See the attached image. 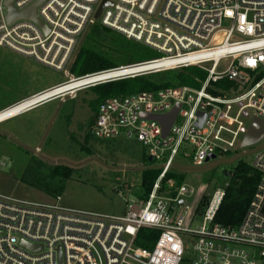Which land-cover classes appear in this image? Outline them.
Here are the masks:
<instances>
[{"label": "built area", "instance_id": "obj_1", "mask_svg": "<svg viewBox=\"0 0 264 264\" xmlns=\"http://www.w3.org/2000/svg\"><path fill=\"white\" fill-rule=\"evenodd\" d=\"M36 1L13 4L21 11ZM102 1L45 0L37 8L45 33L29 19L9 23L6 0H0V46L62 70L66 77L1 110L20 107L0 123L107 82L189 66L206 76L199 87L143 91L106 98L99 105L91 134L137 140L160 169L148 196L126 201L124 214L66 207L59 197L42 202L0 192V264H184L187 241L193 242L188 264H264V146L252 163L258 183L236 226L214 221L227 184L209 196L203 222L196 227L193 222L205 191L185 183L173 192L162 191V181L178 155L201 166L208 156L241 146L253 118L264 121V0H109L97 20ZM225 20L231 22L227 30L222 29ZM95 22L160 56L82 76L70 74L67 64L78 40ZM218 36L222 42L215 44ZM221 80L232 84L221 87ZM72 83L80 85L71 88ZM176 105L166 137L157 121L143 117L166 114ZM143 229L158 231L150 248L138 244Z\"/></svg>", "mask_w": 264, "mask_h": 264}, {"label": "rangeland", "instance_id": "obj_2", "mask_svg": "<svg viewBox=\"0 0 264 264\" xmlns=\"http://www.w3.org/2000/svg\"><path fill=\"white\" fill-rule=\"evenodd\" d=\"M230 26L231 22L225 20L222 29L227 30ZM83 37L84 34L67 64L68 72L74 76H79L72 71V63ZM215 39V44H220L223 37ZM65 80L62 70L0 46V107ZM94 98L93 89H85L74 98L56 99L1 122L0 192L33 201L56 200L21 180L30 159L36 156L45 162L39 168L42 174L48 170L46 163L76 169L64 183L58 200L61 205L103 214H124L126 201L139 197L141 193L143 169L148 166L143 160L145 151L141 144L123 139L117 140L122 145L113 141L90 140L84 143L87 123L93 114L90 103ZM70 135L76 141L72 142ZM77 143L81 146L84 144L87 150L81 152V146ZM263 146L264 139L249 147L238 144L236 149L218 154L201 166H195L188 158L178 155L172 171L183 175L188 187L196 191L203 189V196H210L229 182L230 173L240 163L252 165L256 151ZM152 164L156 165L155 162ZM53 182L59 185L57 180ZM202 222V214H198L193 226H199ZM192 249L193 242L187 241L184 264H188L192 258Z\"/></svg>", "mask_w": 264, "mask_h": 264}, {"label": "trees", "instance_id": "obj_3", "mask_svg": "<svg viewBox=\"0 0 264 264\" xmlns=\"http://www.w3.org/2000/svg\"><path fill=\"white\" fill-rule=\"evenodd\" d=\"M159 56L160 54L156 50L133 39H129L125 35L102 25L100 22H95L88 26L84 32V37L82 38L72 63V71L80 76L120 65L155 59ZM205 76L206 72L203 70L195 66H189L187 68L160 71L136 76L134 78L107 82L89 88L93 89L95 98L91 100L90 103L93 106V114L87 123L88 129L84 136V143L87 144L90 140L98 142H117L118 139V141L123 139L125 141H135L139 143L137 140H127L125 138L99 139L91 134L90 129L94 124L99 105L106 98L125 97L143 91L155 92L162 88L182 85L199 87ZM231 84L232 83L227 80H221L219 83L221 87H228ZM214 93L219 92L214 91ZM70 136L72 142L76 141L74 136ZM117 144L122 145V142H117ZM76 145L81 146L78 143ZM85 149L87 150L86 146L83 144L80 151L84 152ZM144 151L143 160L145 165L148 166L143 169L140 198L148 196L154 181L160 173V169L154 167L152 164L154 161H149L145 148ZM43 165H45V162L36 156H32L21 180L27 184L38 187L47 193V195L57 198L64 190L65 181L72 177L76 169L69 166H53L46 163L48 170L42 174L39 168ZM54 180H57L59 185L54 184ZM258 180V172L252 165L245 163H240L236 169L230 173L226 194L215 215L214 221L216 224L236 226L241 222L253 196ZM182 183H184L183 175L171 171L162 181V191L173 192L174 188ZM208 199L209 196H203L197 208V215L205 211ZM157 236V230L143 229L140 239H138V244L150 248L153 246Z\"/></svg>", "mask_w": 264, "mask_h": 264}, {"label": "water", "instance_id": "obj_4", "mask_svg": "<svg viewBox=\"0 0 264 264\" xmlns=\"http://www.w3.org/2000/svg\"><path fill=\"white\" fill-rule=\"evenodd\" d=\"M44 1L45 0H37L36 2H34L29 7L20 11V10H17L15 8V6L13 4V0H6V6L8 9V13H7V17H6L7 21L9 23H12L17 19H29V20L33 21L34 23H36L37 25H39L43 29V31L45 33H47L48 30H47L45 24L43 23V21L40 19L38 12H37L38 6H40ZM108 4H110L109 0H103L101 2V4L99 5V7L96 11V14H95V18L97 20L99 19L103 8ZM177 110H178V105H176L170 112H168L166 114H163V115H148L147 114V115H143V117L150 119V120L157 121L162 127L163 137H166L170 131V128H171L174 120H175ZM200 116L202 117L203 115L200 114ZM201 123H202V120L198 121V124H201ZM263 132H264V121L260 118H257V117L253 118L241 146L242 147H249V146L256 144L262 138ZM211 158H215V156L214 155L208 156L207 161L210 160ZM151 160H152V158L150 157L149 161H151ZM23 244H24V246L28 247L29 249H35L34 246L29 245V244H25V242H23ZM59 259L61 261V257Z\"/></svg>", "mask_w": 264, "mask_h": 264}, {"label": "bare ground", "instance_id": "obj_5", "mask_svg": "<svg viewBox=\"0 0 264 264\" xmlns=\"http://www.w3.org/2000/svg\"><path fill=\"white\" fill-rule=\"evenodd\" d=\"M78 85H80V84H78V83H72V84H70V87L71 88H74V87H77ZM18 110H20V107H17V109H15V110H10L8 112L0 113V119L11 115V114L17 112Z\"/></svg>", "mask_w": 264, "mask_h": 264}, {"label": "crops", "instance_id": "obj_6", "mask_svg": "<svg viewBox=\"0 0 264 264\" xmlns=\"http://www.w3.org/2000/svg\"><path fill=\"white\" fill-rule=\"evenodd\" d=\"M21 100H22V99H21ZM18 101H20V100H18ZM18 101H16V102H18ZM16 102H14V103H16ZM14 103H11V104H9V105L1 106V107H0V111L3 110V109H5V108H7V107H9V106H11V105L14 104Z\"/></svg>", "mask_w": 264, "mask_h": 264}]
</instances>
